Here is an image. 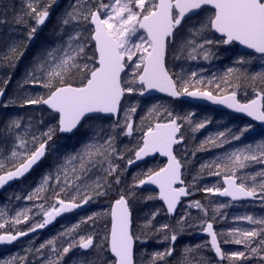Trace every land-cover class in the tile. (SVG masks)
<instances>
[{
  "label": "snow or ice",
  "instance_id": "6c2138e0",
  "mask_svg": "<svg viewBox=\"0 0 264 264\" xmlns=\"http://www.w3.org/2000/svg\"><path fill=\"white\" fill-rule=\"evenodd\" d=\"M54 6L58 0H22L11 23L24 33H8L0 67L17 68ZM6 8L0 0V24L8 23ZM52 34L53 43L33 54L11 95L6 92L12 72L0 79V109L31 110L0 116V189L53 157V168L37 186L14 197L32 201L30 207L14 215L0 209V246L113 192L116 198L108 210L62 225L38 246L31 240L23 255L0 259V264H214L207 252L214 253L215 264H264V216L235 215L234 224L243 221L250 227L214 229L229 218L224 210L235 202H258L264 208V129L260 138L226 148L255 128L251 122L238 127L225 123L207 132L193 150L191 142L214 123L213 117L176 112L153 97L161 93L207 101L264 125V0H68ZM237 45L244 51L221 73L204 76L203 66L185 67L211 64L221 58V47L228 52ZM256 62L259 68L252 70ZM37 87L42 91L30 90ZM250 93L253 98L246 102L238 98ZM65 134L76 137L79 147L62 151L56 138ZM123 137L135 143L124 144ZM213 149L224 151L200 163L193 174L196 153ZM156 154L167 163L141 169L125 188L124 173ZM205 173L222 176L223 186H200ZM145 185L156 186L158 193L139 196L137 189ZM195 191L230 199L207 206L191 200L175 225L154 223L162 211L174 217L182 198ZM139 198L162 201L166 209H156L134 228L131 202ZM193 208L201 215L193 218ZM22 224L26 229L18 227ZM186 227L209 239L184 245L177 253L176 242ZM152 240L167 246L148 252ZM222 244L244 250L226 252Z\"/></svg>",
  "mask_w": 264,
  "mask_h": 264
},
{
  "label": "trees",
  "instance_id": "16d2710c",
  "mask_svg": "<svg viewBox=\"0 0 264 264\" xmlns=\"http://www.w3.org/2000/svg\"><path fill=\"white\" fill-rule=\"evenodd\" d=\"M3 3L7 5V8L3 10L4 13H6V17H7V21L8 23L5 24H0V52H4L5 49V45L8 42V33L10 31L15 30L16 31V35L17 36H21L24 33V30L22 28H19L17 25L12 24L11 20L13 18L14 15L18 14L20 12L21 6H22V0H3ZM68 0H58V6H54L53 7V14L50 17L49 21L47 22V24L45 26H43L42 30L38 31L36 39L29 45L28 51L25 53V56L21 58L17 68L15 70H12L10 68H5V67H0V79L5 77L6 73L12 72V83L9 85V88L6 92V96L11 95L13 93V91L16 89V82L21 80L23 77V74L25 72L26 67L29 65L30 61L32 60L33 54L38 52L40 50V48H42L43 46L49 45L51 43H53V41L55 40V37L52 34V29L55 26L56 23V19L57 16L59 15V13L62 11V9L67 5ZM221 58L214 60L211 64H209V67L213 68V70H211V72L208 74L210 75L211 73L215 72L217 70H219V65L224 64L225 62H223L225 56L227 57L226 60H228V58L233 54L236 55L237 54V50L236 48L233 46L232 49L228 52L224 51V47L220 48V52H219ZM192 63V62H190ZM187 67L189 64L186 63L185 64ZM259 66H252V70H258ZM223 70L221 69L220 72L221 73ZM31 91H35V92H40L42 91L41 89H39L38 87L35 89H30ZM251 93L248 96V99L251 98ZM160 102L168 104V103H172V102H168V101H164L159 99ZM173 104V103H172ZM180 110L179 112L182 111H188V108L186 107H182L179 106ZM30 109H21V108H9L6 111L3 109H0V116H4L7 115L8 113H19L20 115H24L25 113H30ZM207 115H210L211 117H213L214 119V123L210 124L207 126L206 129L202 130L200 133L197 134L196 137V141L191 142L190 147L194 150L195 149V145L198 144V142L204 138L205 134L207 132H213L216 131L218 129V127H222L225 123L230 124L233 127H238V126H242L244 124H246V122L236 119L232 116L226 115V114H221V113H217L214 112L212 110H207L204 112ZM142 113H139L138 111V115H140ZM38 115V114H37ZM215 121H219V125L215 122ZM137 122H138V117H137ZM256 129V133L252 134V135H247L242 141H237V142H233V144L227 145L226 148H232L235 147L241 143H243L245 140H252L254 138L258 139L260 138L261 135V131ZM123 143L124 144H133L135 143V140H130L127 137H123ZM56 143L59 145V147L61 148V150H68L71 151L74 147H79L78 143H77V138L76 137H70V138H66V137H57L56 138ZM224 151V149H213L212 151H204V152H197L196 156L193 160V163L191 165V170L192 173L195 174L196 169L198 167V165L206 160H208L209 158L215 156L216 154L222 153ZM123 165V161L120 162ZM163 163L160 161H155L152 162L140 169L131 171V172H125L124 173V180H125V188L127 187L128 184L132 183V178L134 175H138L141 169L146 170L147 167H162ZM259 167V166H257ZM53 168V157L48 156L45 160V162L25 181H23L22 183L16 185L15 187L11 188L10 190L0 194V209H7L8 213L10 215H14L16 210H20L22 208L25 207H30L31 204L33 203L32 201H25L23 199L21 200H16L14 197L15 195H20L21 197H23L24 195L28 194L29 192H31L38 184V182L40 181L41 176L48 170ZM186 179L187 181H191L192 177L190 175L187 174V172L185 173ZM222 184V176H209L207 175V173L204 174V178L201 179L199 181V185L203 186V185H219L221 186ZM118 191V189H117ZM201 192V193H200ZM139 196H143L146 195L148 193L154 194L152 192H140L137 191ZM196 194H199L200 196H202L204 199L206 198L207 202H206V206L208 205L209 201L212 202H221V203H225L226 201H221L218 199H215L213 197L212 194L208 193H204L202 191H195ZM12 197V200L9 202V197ZM116 198V194L115 192H113L112 195H110L109 197L106 198H101L98 201L88 205L87 209L81 213H77L74 214L68 218H65L61 221H59L54 228H52L51 230H49L48 232L44 233V234H40L36 237L30 238L28 240H25L13 247L1 250L0 249V259H9L10 257H12L13 255H23V249L28 246L29 241L34 240L35 244L38 246L39 243L43 242L44 240H46L47 238L51 237L53 234H55L62 225H69L71 223L76 222L81 216L86 215V214H91L92 212H103L105 210H108L110 207V203L112 201H114V199ZM200 200V199H198ZM239 205H250L248 207H241ZM233 204L232 207H229L227 209H225L224 211L228 214V219L227 220H220L219 223H215L214 227L216 230H221V229H229L233 226L236 227H250L247 222H237V223H233L231 217L235 216V215H242L245 213H249L252 214L254 216H264V211L262 210V208L259 206V204ZM156 209H163L162 206L159 204V202L157 200H153V201H145L142 198L136 199L134 201L131 202V212H132V219H133V227L134 228H138L144 221V219L153 211H155ZM184 209L180 210V215L183 214L182 211ZM191 212V215L193 218L198 217L201 215V213L197 210V209H190L189 210ZM179 215V216H180ZM179 218V217H178ZM177 218V219H178ZM108 219V218H105ZM175 220H170L164 213V211L161 212L160 215H158L156 217V220L154 221L155 224L159 225L161 223H169V224H173L175 225ZM7 227V226H6ZM18 227H20L21 229H26L27 225L22 224L19 225ZM191 230L193 231V229H189L186 227V231L185 233L178 239V241L176 242V248H177V253H179V251L181 250V243L180 240H183L184 238H186V233ZM2 231V230H0ZM195 243H192L190 245H194ZM166 244H160V243H156L155 240L149 241V243L146 245V249L148 252H151L153 250H162L164 247H166ZM222 248L226 251V252H231V251H235V250H244L242 245H235V244H228V245H221ZM139 248V245H138ZM141 252L144 249H139ZM206 255L208 257H211L214 264L216 261V258L212 255V252H207ZM224 264H228L227 261H224ZM239 264V262H238ZM249 264H256V261H250Z\"/></svg>",
  "mask_w": 264,
  "mask_h": 264
},
{
  "label": "water",
  "instance_id": "95a60500",
  "mask_svg": "<svg viewBox=\"0 0 264 264\" xmlns=\"http://www.w3.org/2000/svg\"><path fill=\"white\" fill-rule=\"evenodd\" d=\"M225 47H227V46H225ZM235 48L237 49V52L238 53L244 51V49L242 47L238 46V45L235 46ZM153 97L154 98L158 97L160 99L169 100V101H173V102H176L177 101V102L186 103V104L193 105V106H199V107H203V108H207V109H212V110L217 111V112H220V113L230 114V115H232V116H234L236 118L242 119V120H244L246 122H251L254 126H256L257 128H259L260 130L264 129V125L260 124V122L252 121L251 118L250 117H247L245 114L234 113L231 110L226 109L223 106L213 105V104H211L210 102H207V101H203V100H192L191 98H188V97H181V98L173 99V98L167 97L165 94H161V93H154L153 94ZM60 137H67V138H69L70 136H68L67 134H65V135H62ZM45 159L42 160L37 166H34L33 170L29 174H27L26 178H24L22 180L12 181V182L9 183V185H6L3 189H0V194L6 192L7 190H9L11 188H13L17 184H20L23 181L27 180L43 164V162L45 161ZM156 159H159V160L163 161L165 164L167 163V158L166 157L160 156L159 154H156L154 156L147 157L144 161L137 162L131 168H129L128 171L134 170V169H136V168H138V167H140V166H142L144 164H147L148 162L154 161ZM222 186H223V179H222ZM137 191L158 193V189L154 185H145L142 188L137 189ZM215 198H217L219 200H222V201H227V202L230 199V198L220 197V196H215ZM186 199H189V197L182 198L181 204ZM159 202L162 203V205L164 206V209H166V206L163 204V202L162 201H159ZM240 203H254V202L241 201V202H235L234 204H240ZM181 204L177 206V212H178V209L181 206ZM86 208H87V206H85L84 209H78V210H76L73 213L64 214L63 216L57 218V221H55L53 225H50V226L46 227L43 230H38L37 233H31L28 237H22L18 241L14 242L11 245H2V246H0V249H4V248H7V247H11V246H13L15 244H18L20 242H23L25 240H28V239L33 238L35 236H38L40 234L46 233L50 229H52L56 225V223L58 221H60V220H62L64 218H68V217L72 216L73 214H75L77 212H82ZM177 212H176V214H177ZM176 214H175V216H176ZM174 217H169V218H174ZM198 238H207V239H209V237H207L206 234H203V233H201L198 236ZM213 255H214V253H213Z\"/></svg>",
  "mask_w": 264,
  "mask_h": 264
},
{
  "label": "flooded vegetation",
  "instance_id": "af4514ba",
  "mask_svg": "<svg viewBox=\"0 0 264 264\" xmlns=\"http://www.w3.org/2000/svg\"><path fill=\"white\" fill-rule=\"evenodd\" d=\"M253 98V97H252ZM168 102H172L173 104H176L177 106H182V107H186V108H188V110H194L195 112H198L199 114H205L204 112L205 111H207L208 109L207 108H203V107H199V106H193V105H189V104H186V103H181V102H173V101H168ZM176 112H179V111H176ZM197 117H199L198 115H197ZM203 132V131H202ZM160 161V162H162L163 163V166H164V162L163 161H161V160H159V159H156V160H154V161H151V162H148L147 164H144V165H142V166H140V167H138V168H136V169H134V170H137V169H140V168H142V167H144V166H146V165H148V164H150V163H152V162H155V161ZM134 170H131V171H134ZM131 171H128L127 170V172H131ZM221 186H222V184H221ZM141 192V191H140ZM152 193H154V192H152ZM201 193V192H200ZM154 194H156V193H154ZM214 198H215V196H213ZM198 199H200L199 201H201L203 204H206V202H207V200H206V198L204 199L202 196H200L199 194H196L195 192H194V194L192 195V196H190L189 197V199H186V200H184L183 202H182V204H181V206L179 207V209H178V212H177V214H176V216L174 217V218H169L170 220H175V219H177L178 217H179V215H180V210L182 209V207H184V206H186L187 207V204L191 201V200H198ZM215 199H217V198H215ZM158 201V200H157ZM159 202V201H158ZM159 204L162 206V208L164 209V206L162 205V203H160L159 202ZM240 204H258V202H254V203H240ZM237 205H239V204H237ZM165 213V212H164ZM166 215V214H165ZM167 216V215H166ZM214 229H215V227H214ZM201 234V232H199L198 230H195V229H193V231H191V230H189L187 233H186V238H184L183 240H180V243H181V247H183L184 245H190V244H192V243H199V242H202V241H205V240H207V238H198V236ZM19 244V243H18ZM15 245H17V244H15ZM15 245H13V246H15ZM13 246H11V247H13ZM213 255V254H212Z\"/></svg>",
  "mask_w": 264,
  "mask_h": 264
},
{
  "label": "rangeland",
  "instance_id": "374dc122",
  "mask_svg": "<svg viewBox=\"0 0 264 264\" xmlns=\"http://www.w3.org/2000/svg\"><path fill=\"white\" fill-rule=\"evenodd\" d=\"M237 54H238V52H237ZM237 54H236V55H237ZM236 55H233V54H232V55L228 58V60H226L227 57L225 56V58H224V60H223V62H225V63L219 65V70H217L216 73L220 72L221 69L224 70V68H225L226 66H229L230 63H231V60L234 59ZM254 65H255V66H259V63L256 62ZM254 65H253V66H254ZM185 66H186V65H185ZM189 66H190L193 70H198L199 67L203 66V68L207 69V71H205V72L203 73L204 76H208V74L211 72V70H213V68L209 67V64H208V63L203 62V61H200L199 63H197V62H192V63H190V65H188L187 67H189ZM238 96H239V99H241V102H246L247 99H248V97H244L242 94H240V95H238ZM251 98H252V96H251ZM130 102H133V101H130ZM154 102H155V100H154ZM167 105L170 106V107H171L172 109H174L175 111H179V110H180V107L177 106L176 104H172V103L170 104V103H168ZM138 111H139V110H138ZM196 113H197L198 116L204 115V114H199L198 112H196ZM254 128H255V127H254ZM255 133H256V129H255V131L252 132L250 135L255 134ZM182 209H184V210L182 211V213H183V212L185 211V209H186V206L182 207Z\"/></svg>",
  "mask_w": 264,
  "mask_h": 264
},
{
  "label": "bare ground",
  "instance_id": "6f19581e",
  "mask_svg": "<svg viewBox=\"0 0 264 264\" xmlns=\"http://www.w3.org/2000/svg\"><path fill=\"white\" fill-rule=\"evenodd\" d=\"M262 208V207H261ZM262 210L264 211V208H262ZM21 243V242H20ZM7 248H10V247H7ZM7 248H4V249H7ZM4 249H1V250H4Z\"/></svg>",
  "mask_w": 264,
  "mask_h": 264
}]
</instances>
